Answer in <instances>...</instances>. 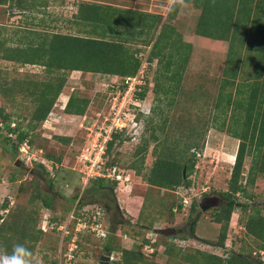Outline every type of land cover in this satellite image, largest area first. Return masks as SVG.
<instances>
[{"label":"rangeland","instance_id":"1","mask_svg":"<svg viewBox=\"0 0 264 264\" xmlns=\"http://www.w3.org/2000/svg\"><path fill=\"white\" fill-rule=\"evenodd\" d=\"M176 1L182 0L163 1L166 4V13L176 8V3H174ZM182 3L184 12L181 14H183L182 18L186 14V22L182 30L180 29V33L185 34V36L191 35L190 40L193 41L195 48L191 53L189 64L186 66L180 85L175 93H164V87L173 85V82L166 80V76L171 74H165L163 62L159 64L157 59V61L154 60L149 72L150 86L144 104V107L148 105L151 107V114H147L149 116L147 118L141 114L143 117L138 118L144 121L142 136L138 139L129 127L128 132H126L128 134L125 138L122 137L126 140L122 144L116 145L111 154H106L101 160L103 173L105 170L112 172L115 168L128 181L120 182L115 194L122 214L121 217L125 221H129L130 224L125 223L123 226L117 227L113 245L119 250L133 249L147 239L152 240V243L157 242V257H152L153 254L149 252L147 245L143 248V253L150 261L163 264L168 262L167 257L163 254L168 237L157 235L155 232L151 234L152 232L149 233L145 227L151 226L153 231L177 227L178 233L174 236V244L181 249L192 251L195 247L207 245L205 242L195 241L190 237L188 223L193 215L190 208L194 201L200 205L203 199L218 197L219 193L228 190V181L240 143L225 129H219V123H222V119L221 122L218 121L217 123L213 120L217 114L215 103L218 99L221 83L225 81L226 77L224 74L228 67L226 57L229 43L197 35L195 28L201 11L195 8L192 12L191 4L186 6L184 1ZM185 7L188 8L185 9ZM136 17L138 18V16ZM181 22L183 23V19ZM15 23L11 21V18H7V9L0 6V107L5 109L6 114L10 115L16 124H21V127L25 128L28 127L29 118L36 106L30 95L35 93L36 87L49 81L50 75L42 66L23 64L20 60L6 58V52L9 48H27L41 43L46 38L50 40L53 33L33 32L25 25L20 28ZM173 24L177 26V22H173ZM165 46L168 52L174 49L171 45L165 44ZM132 49L137 50L138 48L132 46ZM161 49L166 50L165 47H161ZM245 68L240 70L241 74L236 85L240 82H247L248 78L252 76L253 69L247 70L248 67ZM171 70L173 71V69ZM65 77L67 80L64 89L52 112L33 134L32 152L37 153L45 161L44 166L49 172L48 179L54 184L52 188L43 180L37 182L32 176L31 171L38 168L36 162L27 164L22 161L18 162L20 153L14 154L13 142L4 140V137H8L9 134L3 129L4 126H2L0 119V127H2L0 130V217L5 219L9 225L12 222L13 214L17 211L24 210L29 215L30 213L34 214L36 224L32 225V232L37 235V230L41 229L43 234L38 235V242H28L34 246L31 251L32 255L28 258L30 264H55L59 251L62 250L65 253L66 248L68 249V244L65 242V227L72 221L71 217H75L76 213V209H74L76 204L69 198L75 195L80 187L82 190L79 189L80 195L82 194L83 197L84 193L82 192L87 187L83 185V182L81 183L80 176L83 177L82 173L86 171V165L90 164L85 162L82 156L88 154L89 148L92 151V144L100 134L104 136V130L107 129L106 125H109L111 121L113 98L117 93L113 91L111 85L120 82L118 79L120 77L115 78L93 73L67 72ZM31 81L33 86L30 87L29 91L26 90L27 93L21 92L25 95L19 94L18 88L26 87ZM157 82L159 87L156 89ZM226 92H231L233 99H238L235 86L233 88L228 87ZM73 94L89 101L84 116L65 113L64 99L67 95L70 99ZM165 95L168 96V101ZM233 113L234 107H230L225 120L226 126L231 124L229 119ZM239 117V120H242V117ZM11 126L14 127L15 124H11ZM203 131H205V135L200 140V146L195 149L203 153V156L196 159V167L193 172L189 173L190 188L181 187L176 191H166L153 188L146 183L143 176L150 173L158 155L156 153L161 152L159 146L171 145L176 142L178 146L184 147L190 141L198 139L199 134ZM155 136L157 137L156 140H154ZM59 138H71L72 142L68 144ZM11 139L14 140L15 136H11ZM146 145V160L143 165L140 161L141 156L136 157V152ZM39 149L42 150V153L39 152ZM189 153L193 155L192 150ZM95 154L96 152L93 151L91 157L93 162L96 161L94 159ZM255 154V147H252L251 154L246 157L244 164L243 185L246 183ZM48 156L52 158L50 159ZM58 158H61V163H57L56 159ZM133 165L141 170L143 176L131 169ZM184 172L187 174V170ZM68 173H75L76 178H71ZM104 174L106 175V173ZM67 176H69V180H73L75 189L67 183V180L65 181ZM247 192L252 198L246 199L242 194H238L239 203H257L259 213L264 216V176H258L255 185L247 187ZM39 194L45 199L48 196L53 199L51 200L52 209L44 208L42 200L38 198ZM126 198L132 199L131 202L125 200ZM86 199L88 201L89 198L86 197ZM184 199H188L189 204L180 209L179 206L185 201ZM98 202L100 203L97 206L101 208L105 228L108 225L110 229L111 226L113 227V222L111 215H108L104 209V198H100ZM126 202L127 205L125 206ZM6 203L9 206L4 210L2 207ZM220 203L222 202L218 204ZM204 205L208 206V209L204 212L205 218L198 222L195 233L200 238L215 240L218 231L208 218L215 207L211 202ZM174 208L178 210H174ZM79 211L77 209L78 213ZM250 212L252 213V211H243L239 208L234 209L227 234V243L230 245L233 243V247L229 246L228 248L237 251L244 248L246 251H243V254H251L255 257L254 253H258V247L263 246V244L255 240L254 237L247 235L244 223L247 222ZM3 219L0 220V226ZM67 230L70 233L73 229L67 228ZM84 230V233L77 234L78 251L74 259L77 264H99L101 263L99 259L101 255H103L105 264H111L109 263L111 257L115 260L121 257L119 253L103 251L104 240H100L92 233L87 232L88 229ZM74 233H76L75 230ZM260 252H264V250ZM0 254H4L1 250V243ZM257 257L260 260L262 258V256L261 258L260 256ZM208 261L215 264L212 259Z\"/></svg>","mask_w":264,"mask_h":264},{"label":"trees","instance_id":"2","mask_svg":"<svg viewBox=\"0 0 264 264\" xmlns=\"http://www.w3.org/2000/svg\"><path fill=\"white\" fill-rule=\"evenodd\" d=\"M183 1L201 11L195 28L197 35L229 43L226 57L228 67L225 69L224 74L226 77L224 79L225 81L221 83L218 99L215 103L217 114L213 120L217 123L218 121L221 122L222 119V123H219V129H225L228 134L240 141L231 177L228 181V190L219 193L218 197L222 199V203L214 208L211 216L208 215L210 220L218 224L216 239L208 241L196 236V226L200 219L205 218L206 215L196 201L192 203L190 208L193 214L188 223L190 237L225 250L227 248V234L231 216L234 209L239 208L243 211H252L247 222L244 223V227L247 235L254 237L263 246L258 247L259 252L254 254L255 257L251 254H243V251H246L244 248L241 251L234 249L225 251V257L224 255L219 256L200 250L194 253L184 251V249L174 244L175 237L173 236L167 238L168 242L164 246L163 254L168 260L166 264H213V262L208 261L209 259H212L215 264H264V260L260 255V251L264 250V216L259 213L257 203H239L237 199L238 194H242L246 199L252 198L247 192V187L255 185L258 176H264V0ZM175 6L176 12L179 4H175ZM101 11H103L101 12L103 23H108V26L112 25L113 29L111 31H104L100 38L89 36L77 37L55 33L50 40L46 38V40L37 45L27 48L7 49L6 58L20 60L23 64L42 66L45 68L46 73L50 75L49 81L36 87L35 93L30 95L36 106L29 118L28 127L23 128L21 124H16L10 118V115L6 114L5 109L0 107L2 126H4L3 129L9 134L8 137H4V140L13 142L12 149L14 154L18 155L20 153V147L25 142H28L32 149L34 141L33 134L47 120L49 114L52 112L64 89L67 80L65 74L67 72L80 71L82 73L103 74L120 78L134 76L141 66L138 54L144 52L151 45L149 60L153 62L157 59L159 64L163 62L165 74H171L166 76V80L173 82V85L164 87L163 92L173 94L177 90L186 66L189 64L193 47L191 44L183 41L182 34L177 30L176 26L171 24L174 12L171 10L168 18L163 23L164 17L162 15L147 16L137 14L130 10H116V13L112 12L109 15L105 14L106 11L104 9ZM120 26L125 28L121 33L118 30L116 31ZM160 26L161 29L158 31ZM134 29L138 30L133 31ZM157 32L158 34L156 35ZM132 35H134L135 39H142L141 42L145 48L132 49L127 43ZM164 41L167 46L171 45L174 49L168 52ZM152 42L153 44H151ZM161 47H165L166 50L164 51ZM175 55L176 57L174 58ZM167 56L168 59L166 60ZM245 67H248L247 70L253 69L252 76L248 78L247 82H240L236 85L237 79H239L241 74L240 70H243ZM24 84L26 85V82ZM31 86H33L32 81L26 87H19V94L26 92V90L28 92ZM149 86L150 83L148 81L144 90L139 94L141 99L146 100ZM234 86L238 99H233L232 93L226 92L228 87L233 88ZM158 87L159 84L157 82L156 89ZM165 97L167 100L168 96L165 95ZM88 103V100L73 94L66 104L64 111L69 115L84 116ZM230 107H234V113L231 119H229L231 124L226 126L225 120L227 119ZM239 116L242 117V120H239ZM141 117L143 116L139 115L138 118ZM11 124H15V126L12 127ZM214 126L216 127V125ZM1 129L2 127H0ZM13 135L15 136L14 140L11 139ZM204 135L205 131L199 134L198 139L190 141L184 147L178 146L176 142H173L171 145L165 144L159 146L161 147V152L159 153L157 152L158 149L156 150V155L158 154L157 158L147 176H143L141 170L135 165L131 169L135 170L140 176H143L146 183L153 188L164 189L166 191H176L181 187L190 188L191 181L189 173L194 171L196 159L198 158L195 149L200 146V140ZM125 136V131L113 134L112 139L106 145V154H111L116 145L122 144L126 140L122 137L125 138ZM59 139L68 144L72 142L71 138ZM156 139L157 137L155 136L154 140ZM252 147H255L256 154L249 168L246 183L243 185L244 164L246 157L251 154ZM191 150L193 155L189 153ZM146 152L147 145L141 149L139 148L136 152V157L141 156L140 161L143 165L146 160ZM48 158L51 159L52 157L48 156ZM56 160L57 163L62 162L61 158ZM36 163L38 168L31 171L32 176L37 182L43 180L52 188L54 184L53 181L48 179L49 172L44 166L45 164L41 162ZM184 169L187 170V174L185 173V175L183 173ZM68 174L71 178H76L75 173ZM69 176H67L65 181L67 180V183L75 189L73 180H69ZM80 179L82 182V175ZM119 184L118 181L108 178H94L89 181L86 189L82 192L84 193L83 197L82 194L80 195L81 187L78 188L75 195L69 198L76 204L74 207L76 213L75 217L68 224L67 228L73 230L65 237V242L67 244L71 242L80 218L85 219L88 223L92 221L94 206L100 203L98 202L100 198H104V209L108 215H111L113 227L111 226L109 229L107 225L105 228L103 221L104 228L108 231V237L103 239V251H108L109 253L115 252L121 255L120 258L111 264H163L150 261L143 253L145 245H149L154 248L152 257H157V242L152 243V240L147 239L133 249L119 250L113 245L117 227L123 226L125 223L130 224L129 221H125L121 217L122 214L115 194ZM86 197L89 198L88 201ZM38 198L42 200L44 208L48 210L52 209L53 204L51 200L53 199L50 196L45 199L39 194ZM8 206L6 203L2 208L5 210ZM179 208H183V203H181ZM77 209L80 210L79 213ZM12 218V222L7 225L6 220L0 217V220L3 219L2 225L0 226L2 253L11 254L14 246L17 244H22L32 251L34 246L28 244V242H38V235L43 234L41 229L37 230V235L32 232V225L36 224L34 214L30 213L29 215L24 210H21L14 213ZM145 228L148 229L147 231L149 233L152 232L151 234L155 232L151 226ZM84 231L82 230L81 233H84ZM87 232L90 233L89 230ZM77 251L75 253L76 255ZM257 256H260L261 260L257 259L259 258ZM100 257L101 263L99 264H105L103 262V255ZM58 258L54 262L55 264L58 262Z\"/></svg>","mask_w":264,"mask_h":264},{"label":"crops","instance_id":"3","mask_svg":"<svg viewBox=\"0 0 264 264\" xmlns=\"http://www.w3.org/2000/svg\"><path fill=\"white\" fill-rule=\"evenodd\" d=\"M163 1L164 0H0V6L7 9V18H11V21L16 22L15 23L16 26H20V28L22 25H25L26 27H28V29H30L33 32L39 31L42 33L49 32L53 34L59 33L64 35L77 36V37L89 36L94 38H100L102 37L104 31H111V29H113L111 27L112 25L108 26V23H103V18H101L102 17L101 12H103L101 11L102 9L106 11L105 14H109V15L113 12L114 9L130 10L136 12L137 14H142L147 16L162 15L164 17L163 19V23H164L168 18L169 13L168 11L166 13L165 10L166 4ZM182 2L183 0L174 2L176 4H179V8L178 10H176V12H175L176 8L173 10L174 17L171 20V24H173V22H177L176 28L179 32H181L182 27L186 22V14L184 15L185 20L184 17L182 18L183 14H181L184 12V7ZM185 5L187 6L190 4L185 3ZM187 8L188 7H185V9ZM191 9L193 12V9L195 8L191 5ZM116 10L113 13H116ZM181 19H183V23L181 22ZM161 26L159 27L158 31L161 29ZM117 30L121 33L125 30V28L120 26V28L116 29V31ZM136 30L138 29H134L133 31ZM182 36L184 38L183 41L185 43L191 44L194 50L195 48L193 45L194 43L193 41L190 40L191 35L185 36V34L182 33ZM141 41L142 39L140 38L135 39L134 35H132L127 43L129 46L131 47L133 46V48L134 47L140 49L145 48L144 45H142ZM151 48H152L151 45L148 46L145 52L148 51L150 52ZM72 73L81 74L82 72L74 71ZM113 77L118 78L117 76H113ZM64 100L65 101L63 108H65L69 100V95H67L66 99ZM125 200H127L130 203L132 199L126 198ZM126 205L127 202L125 206ZM125 209L127 210L126 207ZM211 222L216 226L217 229L218 224L213 222V220H211ZM200 239H205V238H200ZM193 240L195 241L198 240L202 242V240L199 239H193ZM213 240H208V241H213ZM200 246L195 247L194 249H192V251L186 249H184V251L186 250L188 252L194 253L197 250H200L202 252L212 253L221 256L224 255L225 251L231 250V248L228 247L229 246L233 247V243L231 245L229 243H226L227 248H225V250L213 246L211 244H207L204 246L200 245ZM224 256L226 257V255Z\"/></svg>","mask_w":264,"mask_h":264},{"label":"built area","instance_id":"4","mask_svg":"<svg viewBox=\"0 0 264 264\" xmlns=\"http://www.w3.org/2000/svg\"><path fill=\"white\" fill-rule=\"evenodd\" d=\"M149 55V51L139 53L138 58L141 61V66L137 74H135L134 76L118 78L120 82L118 80L119 83L111 85L113 91L117 92L115 93V97L113 98L114 102L112 106V112L110 114L112 115L111 121L109 122V125H106L107 129L104 130V136H101L102 134H100L97 139H95V142L92 144V151H90L89 148L88 154H84L82 156L83 159H85V162H88L90 164H85L86 171L82 173V182L84 186H87L89 181L97 177L108 178L114 181H118L119 183L128 182L127 179L123 178L120 172H118L115 168L112 172L105 170V175L103 173L104 170L101 165V160L106 154V145L112 139L113 134H117L120 131L128 132L127 130L129 127H131V132L134 131L138 139L143 133V120H139L138 117L141 114L144 117L151 114V107L149 105L147 107H144L146 100L141 99L139 97V94L144 90L145 86L148 84L149 71L151 66L154 64V62H151L149 60ZM129 122L131 123L130 125ZM93 151L96 152L94 157V159L96 160L95 162L91 161ZM39 152L42 153V150H40ZM202 156L203 154L197 152L198 158H201ZM19 159L20 161L26 164L33 162H41L45 164V161L41 156H39L37 153L35 154V152H32L31 146L28 144V142H25L20 147ZM184 200L185 201L182 203L185 207V205L189 204V200ZM71 218H73V216ZM67 227L68 225H66L65 227L66 236L69 234ZM84 229H88L90 233H92L94 236L98 237L101 240L106 239L108 237V231L104 228L101 208H99L97 205H95L93 208L92 221L90 223H88L83 218H80L78 220L77 227L75 229L76 233H74L71 242L68 243V249L66 248L65 253L60 250L58 262L56 264H77L74 260L76 257L75 253L78 248L77 234L81 233ZM146 247L150 253H153L154 248L150 247L149 245H147ZM260 255L264 260V252H260ZM113 261H115V259L111 257V260L109 259V263H112Z\"/></svg>","mask_w":264,"mask_h":264},{"label":"clouds","instance_id":"5","mask_svg":"<svg viewBox=\"0 0 264 264\" xmlns=\"http://www.w3.org/2000/svg\"><path fill=\"white\" fill-rule=\"evenodd\" d=\"M147 117H149V116H146V118ZM143 124H144V121H143ZM143 131H144V128H143ZM201 154H203V153H201ZM174 210H178V209L174 208ZM176 229H177V227H176ZM177 233H178V231H177ZM31 255H32V253L28 248H26L22 244H17L14 246L11 254H0V264H30V261L28 258Z\"/></svg>","mask_w":264,"mask_h":264},{"label":"water","instance_id":"6","mask_svg":"<svg viewBox=\"0 0 264 264\" xmlns=\"http://www.w3.org/2000/svg\"><path fill=\"white\" fill-rule=\"evenodd\" d=\"M18 162H20V160L18 161ZM184 170H186V169H184ZM183 173H184V175H185V172L183 171ZM204 201V200H203ZM201 202L200 203V208H201V210L203 211V212H205L206 211V209H208V206L206 207L203 203L204 202ZM213 207H215L216 206V203H213ZM155 233L157 234V235H162V236H165V237H173V236H175L176 234H177V229H176V227L175 228H173V227H168V228H163V229H156L155 230Z\"/></svg>","mask_w":264,"mask_h":264},{"label":"flooded vegetation","instance_id":"7","mask_svg":"<svg viewBox=\"0 0 264 264\" xmlns=\"http://www.w3.org/2000/svg\"><path fill=\"white\" fill-rule=\"evenodd\" d=\"M204 201V203L203 204H205V203H209V202H211V203H216V206L215 207H217L219 204V202H222V199L220 198V197H207L206 199H203ZM177 231H178V228H177Z\"/></svg>","mask_w":264,"mask_h":264}]
</instances>
